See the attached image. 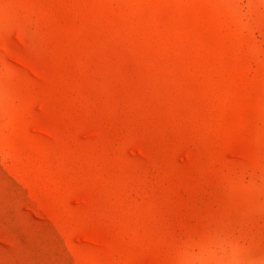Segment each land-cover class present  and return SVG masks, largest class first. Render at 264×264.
<instances>
[{"label":"rangeland","instance_id":"374dc122","mask_svg":"<svg viewBox=\"0 0 264 264\" xmlns=\"http://www.w3.org/2000/svg\"><path fill=\"white\" fill-rule=\"evenodd\" d=\"M0 264H264V0H0Z\"/></svg>","mask_w":264,"mask_h":264}]
</instances>
